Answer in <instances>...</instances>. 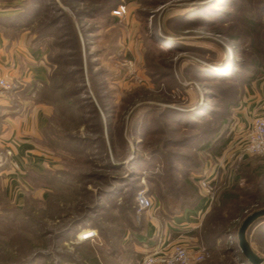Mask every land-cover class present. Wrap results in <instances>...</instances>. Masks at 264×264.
<instances>
[{
	"label": "rangeland",
	"instance_id": "rangeland-1",
	"mask_svg": "<svg viewBox=\"0 0 264 264\" xmlns=\"http://www.w3.org/2000/svg\"><path fill=\"white\" fill-rule=\"evenodd\" d=\"M262 28L264 0H0V31L37 49L45 67L32 86L40 159L24 172L0 153V264L126 256L169 220L166 251L239 264L227 251L239 250L242 220L213 238L210 212L264 165L244 149L252 119L264 116V65L238 64L264 50ZM140 192L149 208H139ZM193 208L197 225L182 233L179 214ZM246 240L264 258V220Z\"/></svg>",
	"mask_w": 264,
	"mask_h": 264
},
{
	"label": "crops",
	"instance_id": "crops-1",
	"mask_svg": "<svg viewBox=\"0 0 264 264\" xmlns=\"http://www.w3.org/2000/svg\"><path fill=\"white\" fill-rule=\"evenodd\" d=\"M22 41V39L18 41L9 39L0 31V77L16 79L20 84L16 85L11 93L0 94V153L4 155L10 153L11 156L7 157H12L20 170L26 172L32 168L30 165L34 160L40 159L41 154L38 141L41 110L38 103L34 102L32 86L35 81L42 80L45 67L38 50ZM249 110H247L248 114L251 113ZM256 110L258 111L259 108ZM5 169L4 166L0 167V176L8 172ZM0 184L2 185V181ZM191 212L195 213L194 208L184 209L179 214L185 220L183 224H186L185 231H180L182 233L197 225L191 223L192 217L189 216ZM172 222L169 220L162 228L156 225L157 227L152 231L150 228V235L146 240L135 243L131 254L119 257L118 253L112 251L104 257L101 252L95 251L89 264H139V255L149 253L165 244L164 241L170 237ZM83 234L86 233L83 232L81 238H88L83 237ZM66 264L75 263L68 261Z\"/></svg>",
	"mask_w": 264,
	"mask_h": 264
},
{
	"label": "trees",
	"instance_id": "trees-1",
	"mask_svg": "<svg viewBox=\"0 0 264 264\" xmlns=\"http://www.w3.org/2000/svg\"><path fill=\"white\" fill-rule=\"evenodd\" d=\"M260 35L261 37L259 38L261 41L258 43L257 47H261V45L264 44V28H262ZM238 64L240 67L247 65H264V50H258V55L255 60L239 61ZM232 73L227 77H225L226 75H223L225 73H222L217 75L216 78H234ZM261 207H264V165L254 167L248 175L246 174V185L244 188H239L237 185H234L221 192L219 195L218 206L215 208L216 211L213 209L210 212L211 235L213 233V238H219L225 234H228L229 236L230 233H227L228 225H231L232 223L235 225L240 222L244 218L245 211H251L252 208L255 209ZM261 219L264 220V217H261L258 220ZM76 223H78V221L73 223V225ZM212 247L213 246L210 244V249ZM227 252L230 253L239 264H250L237 247L229 246Z\"/></svg>",
	"mask_w": 264,
	"mask_h": 264
},
{
	"label": "built area",
	"instance_id": "built-area-1",
	"mask_svg": "<svg viewBox=\"0 0 264 264\" xmlns=\"http://www.w3.org/2000/svg\"><path fill=\"white\" fill-rule=\"evenodd\" d=\"M124 11V7L120 6V8L114 10L113 13L121 15ZM12 88H14V86L7 78L0 77V94ZM244 149L250 154H264V116L257 115L252 119L245 138ZM203 185H205V183H203ZM136 200L140 209L149 208L151 205L149 199L141 192L138 193ZM201 258L202 255L199 254L195 257V260H200ZM193 260V256L186 247L174 245L169 252L166 251L164 247L149 252L142 258L140 264H192Z\"/></svg>",
	"mask_w": 264,
	"mask_h": 264
},
{
	"label": "water",
	"instance_id": "water-1",
	"mask_svg": "<svg viewBox=\"0 0 264 264\" xmlns=\"http://www.w3.org/2000/svg\"><path fill=\"white\" fill-rule=\"evenodd\" d=\"M261 217H264V208L247 214L242 219L236 233L239 250L250 264H264V258L258 256L246 240V232L248 228Z\"/></svg>",
	"mask_w": 264,
	"mask_h": 264
},
{
	"label": "bare ground",
	"instance_id": "bare-ground-1",
	"mask_svg": "<svg viewBox=\"0 0 264 264\" xmlns=\"http://www.w3.org/2000/svg\"><path fill=\"white\" fill-rule=\"evenodd\" d=\"M87 235H89V237L93 236V232L92 233H87ZM87 235L85 234L83 237H86Z\"/></svg>",
	"mask_w": 264,
	"mask_h": 264
}]
</instances>
